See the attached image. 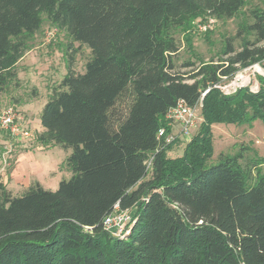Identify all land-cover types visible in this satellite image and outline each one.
<instances>
[{
    "label": "trees",
    "instance_id": "obj_1",
    "mask_svg": "<svg viewBox=\"0 0 264 264\" xmlns=\"http://www.w3.org/2000/svg\"><path fill=\"white\" fill-rule=\"evenodd\" d=\"M248 1L0 0V96L43 16L90 51L83 73L68 61L36 138L70 150L62 167L71 177L55 191L35 183L16 197L0 181V264H264V158L239 150L210 163L214 126L264 125L263 77L256 93L212 87L264 61V11L250 12L237 36L254 41L238 51L227 43L223 64L187 80L172 62L173 30L234 19ZM200 100L197 132L168 158L175 143L156 138L170 133L168 112ZM115 207L133 222L125 237L103 228Z\"/></svg>",
    "mask_w": 264,
    "mask_h": 264
},
{
    "label": "rangeland",
    "instance_id": "obj_2",
    "mask_svg": "<svg viewBox=\"0 0 264 264\" xmlns=\"http://www.w3.org/2000/svg\"><path fill=\"white\" fill-rule=\"evenodd\" d=\"M252 10L264 11V0H249L234 19H198L193 22L189 33H183L178 29L173 30L171 33L178 47V51L172 56L175 72L188 80L189 76L200 66L220 65L228 60L232 55H224L227 43L234 51H238L243 40L253 42L252 35L237 36L240 25L252 23L250 19ZM42 18L43 24L29 42V50L25 52L15 67L16 79L10 82L6 91L0 96V110L12 107L24 121H29L33 125L40 123L42 109L52 90L58 88L67 74L68 61L72 59L74 71L80 74L84 72L85 64L90 58V51L87 47L73 42L64 30L51 26L44 16ZM198 24L205 25L207 30L200 32L197 29ZM187 64L193 66L188 67ZM255 66L261 71H255ZM246 69H248L246 77L251 82L250 86L253 90L255 88L258 90L256 77L264 78V61L248 66ZM242 70L243 68L239 71ZM220 85L225 86L226 82H220ZM197 129L191 132L188 140L180 137L175 129L173 135L177 139L172 149L167 152V157L170 159L180 157L185 145L195 135ZM38 134L34 132L33 137L26 143H15L11 142L8 134L0 129L2 138L12 146V153L7 159V166L4 170L1 155L6 147L0 150V181L3 174L6 173V176H9V171L13 166L14 151H23L22 147L26 144L35 145ZM263 136L264 125L260 120L250 125L214 126L212 128L213 155L210 163L215 164L220 154L234 155L239 150H242L244 156L248 158L253 156L264 158ZM16 147L18 148L15 149ZM69 154L70 150L51 146L47 147L44 153L36 155V160L44 167L43 170L49 172L43 174L44 177L41 178L46 190L55 191L58 187L57 182L68 180L71 177V173L62 167ZM14 196L19 195L14 194Z\"/></svg>",
    "mask_w": 264,
    "mask_h": 264
},
{
    "label": "built area",
    "instance_id": "obj_3",
    "mask_svg": "<svg viewBox=\"0 0 264 264\" xmlns=\"http://www.w3.org/2000/svg\"><path fill=\"white\" fill-rule=\"evenodd\" d=\"M197 29L200 32H204L207 30V27L203 24H198ZM254 68L255 71H257L256 66ZM248 69L243 68L242 71H239L241 70L239 69L233 76L221 77L220 81L212 87L220 90L225 96H230L237 90L243 88H248L250 92L256 93L258 90L256 88L255 90L252 89L250 86L251 82L246 77ZM223 81L226 82L225 86L220 85V82ZM208 91L209 89L201 94V99ZM201 107V100L193 107L186 105L182 101L178 102L166 116L170 133L167 134L164 128L160 129L156 136L157 140L164 139L166 144L175 142L177 139V137L173 135L175 129L180 137L188 140L191 132L198 128L202 122L200 115ZM0 129L8 134L11 142L19 143L32 137L30 128L26 125L24 119L21 118L12 107L0 110ZM262 140L264 142V136L262 137ZM11 153L12 146L8 144L1 155L3 170L7 166V159L10 157ZM146 165H150V160L147 161ZM132 223L131 217L127 211H121L118 207H115L114 211L104 218L103 228L104 230L111 232L115 237H125L130 232Z\"/></svg>",
    "mask_w": 264,
    "mask_h": 264
},
{
    "label": "crops",
    "instance_id": "obj_4",
    "mask_svg": "<svg viewBox=\"0 0 264 264\" xmlns=\"http://www.w3.org/2000/svg\"><path fill=\"white\" fill-rule=\"evenodd\" d=\"M25 123L32 131V137L34 132L39 134L43 132L40 123L33 125L26 120ZM30 139L19 143H26L27 141H30ZM7 145L8 141L4 140L0 135V146H2V148L0 147V150L4 149V146L6 147ZM20 146L22 147V144ZM17 148L18 147L15 149ZM22 148L23 151H14L13 166L9 171V176L7 177L5 173L2 175L3 178L1 179V182L6 186L7 190L12 193L13 196L14 194H22L26 189L35 183L46 190L42 185L41 178L44 177L43 174L49 172L48 170L47 172L43 170L44 167H42L41 164L36 160V155L44 153L47 148L38 145L37 142L35 145L26 144ZM60 182H57L56 184L59 185Z\"/></svg>",
    "mask_w": 264,
    "mask_h": 264
},
{
    "label": "bare ground",
    "instance_id": "obj_5",
    "mask_svg": "<svg viewBox=\"0 0 264 264\" xmlns=\"http://www.w3.org/2000/svg\"><path fill=\"white\" fill-rule=\"evenodd\" d=\"M256 70H257V71H261L257 66H256Z\"/></svg>",
    "mask_w": 264,
    "mask_h": 264
}]
</instances>
